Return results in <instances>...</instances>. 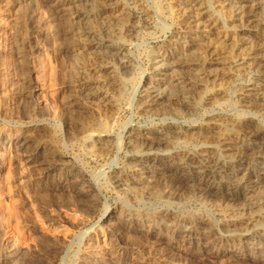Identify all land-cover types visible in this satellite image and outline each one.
<instances>
[{
    "label": "rangeland",
    "instance_id": "1",
    "mask_svg": "<svg viewBox=\"0 0 264 264\" xmlns=\"http://www.w3.org/2000/svg\"><path fill=\"white\" fill-rule=\"evenodd\" d=\"M53 1L0 0V264H264V220L239 223L250 213L240 207L248 186L232 188L231 195L222 193L219 184V190H198L205 192L203 196L185 192L174 183L175 175L166 173L160 157H191L213 144L217 158L224 145L216 141V133L226 127L232 130L229 142L248 154L247 166L252 154L247 146H264V106L242 105V89L255 81L264 85L263 71L236 60L212 66L213 80L203 84L209 94L191 83L195 93L187 100L176 97L170 109L160 104L147 107L142 103L150 63L155 53H162L165 41L183 35L185 0H98L110 3L102 11L92 0H80L82 16L70 20L72 31L62 25ZM204 1L215 9L216 0ZM261 28L253 29L254 34ZM244 36L253 39L252 33ZM172 52L173 61L177 57ZM177 59L172 66L187 80L188 69ZM101 65L108 69L100 70ZM171 123L186 127L170 147L157 151L140 142L128 143L131 128L157 138L170 132ZM250 132L258 134L255 144L247 141ZM27 161L37 162L36 172ZM136 164L144 168L142 183L134 181ZM120 182L130 186L119 187ZM257 184L254 190L260 195L264 180ZM77 189L91 201L80 204V210L73 206Z\"/></svg>",
    "mask_w": 264,
    "mask_h": 264
},
{
    "label": "bare ground",
    "instance_id": "2",
    "mask_svg": "<svg viewBox=\"0 0 264 264\" xmlns=\"http://www.w3.org/2000/svg\"><path fill=\"white\" fill-rule=\"evenodd\" d=\"M2 1V0H1ZM78 1L80 0H54V10L60 14L59 17L63 18V24L65 28L72 27L70 25L71 19H79L82 16V13L79 12ZM86 1V0H84ZM102 1V0H101ZM107 1V0H103ZM212 1V0H209ZM45 2V0H44ZM92 2L96 3V7L99 8L101 11L104 9L106 4H110L109 2L103 3L99 2L98 0H92ZM183 2V1H182ZM6 3V2H4ZM18 3V2H17ZM51 3V1H50ZM211 3V2H210ZM214 3V2H213ZM86 4V3H85ZM182 4V3H181ZM2 5V4H1ZM36 5V4H35ZM207 5V4H206ZM205 5L204 0H185L182 8H181V15L184 21L183 24V35L181 37H177L176 40H168L165 41L162 46V53H155L152 58V63L150 66V73L147 75L146 78V87L144 91V103H142L144 106H156V105H165L164 109H170L169 106H172L173 101L176 97H182L183 100H187L190 96H192L195 92L191 90V83L197 85L201 91L204 94H209L210 90L208 87H204L203 84H206V81L209 79H212V75L209 68L216 65H227V63H232V61L236 60L241 63H247L249 67H256L263 71L264 73V30L261 28V33L257 31L255 34L253 32V29L264 27V0H216L215 3V9L210 10L209 7ZM19 6V5H17ZM50 6V5H49ZM180 6V5H179ZM212 6V5H211ZM4 7V6H2ZM35 7V6H34ZM107 7V6H106ZM19 7H17L18 9ZM33 8V7H32ZM52 8V9H53ZM4 9V8H3ZM1 9V10H3ZM15 9V8H14ZM16 9V10H17ZM23 10V8H22ZM32 10V9H31ZM81 10V9H80ZM97 10V9H96ZM124 10V8H123ZM6 11V10H4ZM4 11H1L2 13ZM110 11V10H109ZM116 11V10H115ZM125 11V10H124ZM8 12V11H6ZM15 12V11H14ZM55 12V11H53ZM119 12V9H118ZM123 12V11H122ZM127 12V11H126ZM124 12L123 14H126ZM17 13V12H16ZM19 13V11H18ZM121 13V12H120ZM14 14V13H13ZM29 14V13H28ZM96 14V12H95ZM111 14V13H110ZM109 14V15H110ZM117 14V13H116ZM119 14V13H118ZM129 14V13H128ZM2 15V14H1ZM85 15V13H84ZM127 15V14H126ZM16 15H13V17ZM18 16V15H17ZM28 16V15H27ZM102 16V15H101ZM116 16V15H115ZM35 17V15H34ZM111 17V16H110ZM127 17V16H126ZM124 17V20H126ZM129 17V16H128ZM15 17V19H19ZM37 18V17H36ZM105 18V21L107 20V17ZM117 18V17H116ZM59 19V18H58ZM113 19V18H111ZM14 20V19H13ZM24 20V19H23ZM87 20V19H86ZM120 20H123L122 18ZM78 21V20H77ZM224 21V22H223ZM75 22V21H74ZM82 22V21H80ZM109 24L112 25L111 21L107 20ZM114 22V21H113ZM24 23V21H23ZM76 23V22H75ZM105 23V22H104ZM222 23V24H221ZM224 23V24H223ZM15 24V23H14ZM21 24V23H20ZM19 24V25H20ZM72 24V23H71ZM77 24V23H76ZM79 24V23H78ZM84 24V23H83ZM108 24V25H109ZM61 25V27H63ZM74 25V24H72ZM16 26V24H15ZM23 26V25H22ZM116 26V25H115ZM17 27V26H16ZM20 27V26H19ZM50 27V26H49ZM52 27V26H51ZM74 27V26H73ZM81 27V26H80ZM114 27V26H113ZM78 30H80L79 27H77ZM82 28V27H81ZM84 28V27H83ZM101 28V27H100ZM107 28V27H106ZM110 28V27H109ZM115 28V27H114ZM118 28V27H116ZM14 29V27H12ZM60 29V28H59ZM58 29V30H59ZM64 29V28H63ZM111 29V28H110ZM20 30V29H19ZM47 30V29H46ZM65 30V29H64ZM67 30V29H66ZM65 30V31H66ZM84 30V29H82ZM116 30V29H115ZM182 30V27H181ZM260 30V29H259ZM22 31V30H21ZM44 31V30H43ZM72 31V30H71ZM85 31V30H84ZM256 31V30H255ZM67 32V31H66ZM77 32V31H76ZM81 32V31H80ZM89 32V31H88ZM117 32V30H116ZM21 33V32H20ZM73 33V32H72ZM84 33V32H83ZM246 33H252V40L245 38ZM19 34V32H18ZM91 34V33H90ZM62 35V34H61ZM77 35V34H76ZM64 36V35H63ZM67 36V34H66ZM116 36V35H115ZM18 37V36H17ZM91 37V36H90ZM72 38V37H70ZM69 38V39H70ZM81 38V37H80ZM86 38V37H85ZM15 39V38H13ZM67 39V37H66ZM68 39V40H69ZM75 39V38H73ZM80 40V39H79ZM83 41V39H82ZM85 41V40H84ZM89 41V40H88ZM76 42V41H73ZM72 42V43H73ZM81 42V40H80ZM90 42V41H89ZM79 43V42H78ZM88 43V42H87ZM93 43V42H92ZM80 44V43H79ZM91 44V43H90ZM96 44V43H95ZM93 43L91 48L92 50H95V53L97 54V47ZM68 45V44H67ZM71 44H69L70 46ZM78 45V44H77ZM82 45H85L84 43ZM101 47V46H100ZM119 47V46H118ZM73 48V47H72ZM85 49V48H84ZM103 50V49H102ZM101 50L100 53L103 51ZM124 50V49H123ZM174 52H172V51ZM176 50V51H175ZM83 50H81L82 52ZM100 51V50H98ZM107 51V50H106ZM89 52V50H88ZM94 52V51H93ZM172 55H175L177 58V63L180 64L182 67L187 68V72H189V78L187 80L185 78H182L179 73H176L177 71L173 68V61L170 60ZM236 52V53H235ZM99 53V54H100ZM109 53V52H107ZM106 53V54H107ZM235 53V55H234ZM74 54V53H73ZM81 54V53H79ZM83 54V53H82ZM95 54V55H96ZM98 54V55H99ZM103 54V53H102ZM92 55V54H91ZM105 55V54H104ZM113 56V55H112ZM94 57V56H93ZM74 58V57H73ZM77 58V57H76ZM86 58V57H85ZM104 58V57H103ZM102 58V59H103ZM107 58V57H105ZM120 61L123 63L125 62V67H129V61L127 59H123L122 56L119 55L118 57ZM89 59V58H88ZM95 59V58H94ZM101 59V60H102ZM111 59V58H110ZM105 60V59H104ZM108 61L107 59L105 62ZM119 61V62H120ZM176 62V61H175ZM238 62V63H239ZM78 63V62H77ZM76 63V65H78ZM237 63V64H238ZM69 64V63H68ZM75 64V63H74ZM82 64V63H81ZM233 64V63H232ZM236 64V63H235ZM105 65V64H103ZM101 65L100 70H106L108 67H105ZM108 64L107 66H109ZM246 65V64H245ZM79 66V65H78ZM172 66V67H171ZM179 66V65H178ZM238 66V65H237ZM243 66V65H241ZM75 67V66H74ZM220 67V66H219ZM233 67V66H232ZM240 67V66H239ZM238 67V68H239ZM98 68V69H99ZM126 69V68H125ZM180 69V67H179ZM209 69V70H208ZM241 71L242 68L240 67ZM99 70V71H100ZM182 70V69H181ZM216 70V69H213ZM72 71V69H71ZM82 71V70H81ZM170 71V72H169ZM224 71V70H223ZM236 71V70H235ZM245 71V68L244 70ZM249 71V70H248ZM254 71V70H252ZM258 71V70H257ZM226 72V71H225ZM259 72V73H260ZM76 73V72H75ZM78 73V72H77ZM258 73V72H257ZM215 74V73H214ZM261 74V73H260ZM187 75V74H186ZM262 75V74H261ZM260 75V76H261ZM264 75V74H263ZM217 76V73H216ZM221 76V75H220ZM224 76V75H223ZM185 77V76H184ZM188 77V75H187ZM215 77V76H214ZM219 77V76H218ZM110 78V77H108ZM222 81V79L219 77ZM217 79V80H218ZM224 79V78H223ZM189 80V81H188ZM256 80V79H255ZM264 80V79H262ZM215 81V80H214ZM220 81V82H221ZM210 82V81H209ZM29 83V82H28ZM214 82H211V84ZM208 86V85H207ZM210 86V85H209ZM217 86V85H216ZM215 86V87H216ZM245 86V85H244ZM214 87V88H215ZM6 88V87H5ZM30 88V87H28ZM87 88V87H86ZM212 90V87H210ZM220 88V86H219ZM31 89V88H30ZM29 89V90H30ZM33 89V88H32ZM31 89V91H32ZM194 89V88H193ZM198 90V91H199ZM242 105H249V106H264V85L259 82H254L248 86H246L245 89H242ZM197 91V92H198ZM220 91V90H219ZM88 92V91H87ZM96 92V91H95ZM193 92V94H192ZM215 92V91H214ZM217 92V91H216ZM93 93V92H91ZM220 93H222L220 91ZM241 93V91H240ZM239 93V94H240ZM31 94V93H30ZM87 94V93H86ZM98 94V93H96ZM192 94V95H190ZM199 94L196 93L195 95ZM203 94V95H204ZM84 95V94H83ZM95 95V94H94ZM190 95V96H189ZM194 95V96H195ZM200 95V94H199ZM201 94V96H203ZM214 95V94H213ZM212 95V96H213ZM79 96V95H78ZM215 96H218L217 94ZM92 97V96H91ZM196 97V96H195ZM209 97V96H208ZM223 97V96H222ZM79 98V97H78ZM193 98V97H192ZM215 98V97H214ZM221 98V97H220ZM69 99V98H68ZM71 99V98H70ZM85 99V98H84ZM212 99V98H211ZM217 99V98H216ZM75 100V99H74ZM73 100V101H74ZM103 100V99H102ZM201 100V99H200ZM215 100V99H213ZM212 100V101H213ZM220 100V99H219ZM178 101V100H177ZM182 101V100H181ZM209 101V100H208ZM211 101V102H212ZM175 102V101H174ZM183 102V101H182ZM191 102V101H189ZM241 102V101H240ZM72 103V102H71ZM75 103V102H74ZM73 103V104H74ZM185 103H188L186 101ZM176 104V103H175ZM184 104V103H183ZM238 104V103H237ZM75 105V104H74ZM180 105V104H179ZM182 105V104H181ZM189 105V104H188ZM193 105V104H192ZM175 106V105H174ZM186 106V104H185ZM191 106V105H190ZM68 107V106H67ZM173 107V106H172ZM171 107V109H172ZM177 107V106H176ZM179 107V106H178ZM188 107V106H187ZM186 107V108H187ZM254 107V110H255ZM258 107V108H259ZM163 108V107H162ZM189 108V107H188ZM187 108V109H188ZM262 108V107H261ZM160 109V108H159ZM183 109V108H182ZM252 109V108H251ZM260 109V108H259ZM185 110V109H184ZM253 110V109H252ZM261 110V109H260ZM264 110V109H263ZM161 111V109H160ZM168 111V110H166ZM171 111V110H169ZM168 111V112H169ZM174 111V109H173ZM172 111V113H173ZM176 111V108H175ZM162 112V111H161ZM165 112V111H164ZM177 112V111H176ZM179 112V111H178ZM170 113V112H169ZM243 117V116H242ZM237 118V117H236ZM218 120V119H217ZM216 120V121H217ZM222 120V119H221ZM245 121H247L245 119ZM214 122V121H213ZM223 122V121H222ZM225 122V121H224ZM227 122V121H226ZM230 122V119L229 121ZM232 122V121H231ZM212 123V121H211ZM244 123V122H243ZM254 123V122H253ZM249 124V123H248ZM256 124V123H255ZM219 125V124H218ZM227 125V124H226ZM237 125V124H236ZM235 125V126H236ZM82 126V125H81ZM223 126V125H221ZM225 126V125H224ZM229 126V125H228ZM247 126V125H246ZM255 126V125H254ZM87 127V126H86ZM186 126H183L181 124L171 123L168 125V128L170 132L161 133V135L154 137V135H151L149 131L142 130V129H135L127 135L128 143L134 144L135 142H140L142 144L141 147L145 146L149 150H153V148L157 151L159 149L165 147H168L173 140L176 141V139L179 138V136L182 134L181 131ZM209 127V125H208ZM213 128V127H212ZM224 131L222 129L219 130L216 133V141H219L220 145H224L223 148L220 149L221 156L215 158L213 157L214 153V147L209 144L203 146V148H199L197 155L194 154L190 156H182V157H176L171 154H165L161 157L163 165L168 168V171L166 173H173L175 177L173 180H175V184L177 188H179L182 191H193L197 193L200 196H203L206 192L207 188L210 189H218L220 187V191L226 195H231L230 190L232 188H238V187H245L246 185L249 188V191L244 195L243 199L244 204H240L243 208H249L250 213H246L247 217L241 218L240 216H237L236 218H241L239 223H245L247 226L252 223H256L255 221L259 219L258 223L261 222V220H264V192L259 194L255 193L254 188H257V183L262 179V176H264V146L262 144H255L256 140L258 139L257 133L250 132L248 135L247 141L252 144L257 145L256 147H250L247 146V151L252 153L248 157H251L249 164L246 166V162L244 159V154H247L244 152L242 148L235 146L232 144L233 141H230V136L232 135L231 131H226V127H224ZM237 128V127H236ZM252 128V127H251ZM204 129V128H203ZM228 129V127H227ZM230 129V128H229ZM233 130L235 128H232ZM238 129V128H237ZM253 129V128H252ZM185 130V129H184ZM202 130V129H201ZM242 130V129H241ZM254 130V129H253ZM252 130V131H253ZM261 130V128H260ZM88 131V130H87ZM207 131V130H206ZM205 131V132H206ZM212 131V130H211ZM214 131V130H213ZM216 131V129H215ZM214 131V132H215ZM239 131V130H238ZM244 131V130H243ZM242 131V132H243ZM165 132V131H164ZM184 132V131H182ZM202 132V131H201ZM241 132V131H240ZM239 132V133H240ZM248 132V130H246ZM245 132V133H246ZM262 132V130H261ZM105 133V132H104ZM158 133V132H157ZM185 133V132H184ZM195 133V132H194ZM204 133V132H203ZM234 133V132H233ZM236 133V132H235ZM201 134V133H200ZM199 134V135H200ZM238 134V133H237ZM248 134V133H247ZM87 135V134H86ZM158 135V134H157ZM185 135V134H184ZM184 135H182L184 137ZM198 137V134H196ZM234 135V134H233ZM241 135V134H240ZM245 134H242V136ZM206 136V135H205ZM204 136V137H205ZM239 136V134H238ZM95 137V136H94ZM96 137H99L97 134ZM101 137V135H100ZM181 137V138H183ZM188 137V135H187ZM193 137V136H192ZM200 137V136H199ZM201 137L203 138L202 134ZM209 137L208 135L206 136ZM212 137V136H211ZM233 137V136H232ZM244 137V136H243ZM261 137L264 139V133L261 135ZM29 138V137H27ZM185 138V137H184ZM191 138V137H189ZM201 138V139H202ZM215 138V137H214ZM213 138V139H214ZM17 139V138H16ZM98 139V138H97ZM105 139V138H104ZM238 139V138H237ZM242 139V138H241ZM244 139V138H243ZM197 140V139H196ZM204 140V138H203ZM202 140V141H203ZM206 140V139H205ZM209 140V139H208ZM212 139H210L211 141ZM16 141V140H15ZM102 141V140H101ZM215 141V142H216ZM244 141V140H243ZM24 142V141H23ZM21 142V143H23ZM96 143V141H93ZM100 142V141H99ZM114 142V141H113ZM206 142V141H205ZM214 142V143H215ZM239 142V141H238ZM242 142V141H241ZM258 142V140H257ZM139 143V144H140ZM211 143V142H210ZM213 143V142H212ZM240 143V142H239ZM238 143V144H239ZM262 143V142H260ZM99 144V143H98ZM132 144V145H133ZM206 144V143H204ZM23 145V144H22ZM202 145V144H201ZM201 145L199 147H201ZM219 145V146H220ZM31 146V144L29 145ZM95 146V145H94ZM101 146V145H100ZM105 146V145H104ZM215 146V145H214ZM140 147V149H141ZM170 147V146H169ZM105 148V147H104ZM139 148V147H137ZM216 148V147H215ZM219 148V147H218ZM98 149V148H97ZM169 149V148H168ZM168 149H165L168 151ZM30 150V149H29ZM102 150V149H101ZM99 150V151H101ZM134 150V148H133ZM143 150V149H142ZM162 150V149H161ZM24 151V150H23ZM32 151V150H31ZM36 151V150H35ZM139 151V150H138ZM147 151V150H145ZM46 152V151H45ZM35 153V152H34ZM144 153V152H143ZM149 153V151H148ZM152 153V152H151ZM216 153V152H215ZM139 154V153H138ZM182 155V154H181ZM184 155V154H183ZM196 155V156H195ZM216 155V154H215ZM248 155V154H247ZM18 156V155H17ZM34 156V155H33ZM138 156V155H137ZM147 156V155H146ZM18 158V157H17ZM150 158V157H148ZM147 158V159H148ZM159 158V157H158ZM48 159V158H47ZM156 159V158H155ZM42 160V159H41ZM40 160V161H41ZM51 159H49L50 162ZM43 161V160H42ZM160 161V160H159ZM33 171L37 167V162L35 161H27L26 162ZM54 163V162H53ZM155 163V162H154ZM51 164V163H50ZM27 166V167H28ZM46 166V165H45ZM49 166V165H48ZM158 167V166H157ZM156 167V168H157ZM135 168V169H134ZM133 169L134 175V181L141 182L146 180L144 177L145 172L144 168L141 167V165H135ZM132 169V168H131ZM27 170V169H26ZM174 170V171H173ZM21 171V170H20ZM147 171V170H146ZM36 172V171H35ZM129 172V171H128ZM132 172V171H131ZM33 174V173H31ZM36 174V173H35ZM133 174V173H132ZM179 174V175H178ZM34 175V174H33ZM82 175V174H80ZM163 176V175H162ZM117 176H115L116 178ZM121 177V176H120ZM129 177V176H128ZM133 177V176H132ZM166 176H164L165 178ZM68 178V177H67ZM83 178V177H82ZM154 178V177H153ZM157 178V177H156ZM154 178V180L156 179ZM118 179V177H117ZM125 179V178H124ZM129 179V178H128ZM149 179V178H148ZM81 180V179H80ZM123 180V179H122ZM151 180V179H149ZM159 180V179H158ZM161 180V179H160ZM83 181V180H82ZM124 181V180H123ZM156 181V180H155ZM154 181V182H155ZM76 182V181H75ZM149 182V181H147ZM151 182V181H150ZM149 182V184H151ZM158 182V181H157ZM65 183V182H64ZM69 183V182H68ZM132 183V182H131ZM146 183V182H145ZM263 183V182H262ZM70 184V183H69ZM72 184V183H71ZM135 184V183H133ZM147 184V183H146ZM155 184V183H154ZM166 184V183H165ZM219 184V187L217 186ZM124 185L123 183H119V187H126L128 186ZM148 185V184H147ZM153 185V182L152 184ZM221 185V186H220ZM70 186V185H69ZM130 186V185H129ZM141 186V185H140ZM149 186V185H148ZM217 186V187H216ZM80 187V186H79ZM146 187V186H145ZM155 187V186H154ZM159 187V186H158ZM157 187V189H159ZM75 188V187H74ZM85 188V187H84ZM87 188V187H86ZM150 188V187H149ZM152 188V186H151ZM176 188V187H175ZM205 192H203L204 190ZM71 189V188H69ZM73 189V188H72ZM71 189V190H72ZM81 189H83L81 187ZM135 189V187H134ZM139 189H141L139 187ZM138 189V190H139ZM153 189V188H152ZM165 189V188H164ZM78 190V189H77ZM87 190V189H85ZM94 190V189H93ZM146 192V188L144 189ZM143 190V191H144ZM149 190V189H148ZM173 190V189H171ZM175 190V189H174ZM197 190V191H196ZM203 190L202 193H198L199 191ZM219 190V189H218ZM70 191V190H69ZM125 191V190H124ZM137 192V189L134 190ZM141 191V192H143ZM157 192V190H153ZM179 191V190H178ZM209 191V190H208ZM215 191V190H214ZM261 191V190H260ZM71 192V191H70ZM85 191L78 190L77 191V197L74 200L73 206L79 209L80 204H88L89 197L84 193ZM95 192V190H94ZM139 192V191H138ZM137 192V193H138ZM144 192V193H145ZM151 192V191H150ZM174 192V191H173ZM177 192V191H176ZM210 192V191H209ZM75 193V192H74ZM134 193V192H133ZM154 192H152L153 194ZM159 193V192H158ZM157 193V195H158ZM179 193V192H178ZM184 193V192H183ZM192 192H190L189 195ZM71 194V193H70ZM132 194V192H131ZM140 194V192H139ZM196 194V195H197ZM73 195V194H72ZM138 195V194H137ZM165 195V194H164ZM194 195V194H193ZM192 195V196H193ZM210 195V194H209ZM94 196V195H93ZM135 196V195H134ZM185 196V195H184ZM188 196V195H187ZM221 196V195H220ZM71 197V196H70ZM214 197V196H213ZM74 198V197H72ZM162 198V197H161ZM71 199V198H70ZM73 200V199H72ZM71 200V201H72ZM229 200V199H228ZM69 201V203L71 202ZM98 201V200H97ZM234 202V201H233ZM243 203V201H242ZM236 204V203H235ZM233 204V205H235ZM164 205V204H163ZM261 205H263L261 207ZM230 206V205H229ZM232 206V205H231ZM237 206V205H236ZM81 207V206H80ZM108 207V206H106ZM105 207V208H106ZM259 207V212H252L253 208ZM90 208V206H89ZM230 208V207H229ZM233 208H235L233 206ZM232 208V209H233ZM261 208L263 210H261ZM83 209V208H82ZM240 209V208H238ZM228 210V209H227ZM236 210V209H235ZM248 210V209H247ZM255 210V209H254ZM229 211V210H228ZM231 211V208H230ZM234 211V210H233ZM238 212L240 210H237ZM236 211V212H237ZM245 211V210H244ZM243 211V212H244ZM183 212V211H182ZM227 212V211H226ZM235 212V214H236ZM169 213V212H168ZM230 213V212H229ZM234 213V212H233ZM226 214V213H224ZM243 214V213H242ZM167 216V214H165ZM233 214L229 215L232 216ZM237 215V214H236ZM240 215V214H239ZM165 216V217H166ZM243 216V215H242ZM170 217V216H169ZM234 217V215H233ZM232 217V218H233ZM118 218V217H116ZM167 218V217H166ZM127 219V218H126ZM165 220V219H164ZM235 220V219H234ZM126 221V220H125ZM129 221V220H128ZM167 221V220H166ZM237 221V220H236ZM130 222V221H129ZM168 222V221H167ZM197 222V221H196ZM233 222V221H232ZM231 222V223H232ZM188 223V222H187ZM224 223V222H223ZM226 223V222H225ZM228 223V222H227ZM193 224V223H190ZM230 223H228L229 225ZM241 225V224H240ZM244 225V224H243ZM242 225V226H243ZM253 225V224H252ZM105 226H107L105 224ZM231 226L234 227V225L231 224ZM237 226V225H236ZM257 224H255L254 227H256ZM192 227V226H190ZM238 227V226H237ZM246 227V226H245ZM244 227V228H245ZM250 227V226H249ZM259 226H257L258 228ZM107 228V227H106ZM196 229V228H195ZM248 229V227H247ZM236 230V229H234ZM235 232V231H234ZM207 233V232H206ZM180 234V233H179ZM210 235V233H209ZM207 236V235H206ZM129 237V235H128ZM259 237V236H258ZM159 238V237H158ZM171 240V239H170ZM153 243V242H152ZM55 246V245H54ZM214 246V245H213ZM166 249V248H165ZM11 251V250H10ZM49 252V251H48ZM149 252V251H148ZM169 254V253H168ZM259 259V258H258ZM163 261V260H162ZM170 262V261H169Z\"/></svg>",
    "mask_w": 264,
    "mask_h": 264
}]
</instances>
